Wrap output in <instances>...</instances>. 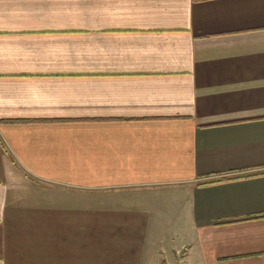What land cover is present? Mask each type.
Returning a JSON list of instances; mask_svg holds the SVG:
<instances>
[{
    "label": "crops",
    "instance_id": "obj_1",
    "mask_svg": "<svg viewBox=\"0 0 264 264\" xmlns=\"http://www.w3.org/2000/svg\"><path fill=\"white\" fill-rule=\"evenodd\" d=\"M183 250L264 264V0H0V264Z\"/></svg>",
    "mask_w": 264,
    "mask_h": 264
},
{
    "label": "built area",
    "instance_id": "obj_2",
    "mask_svg": "<svg viewBox=\"0 0 264 264\" xmlns=\"http://www.w3.org/2000/svg\"><path fill=\"white\" fill-rule=\"evenodd\" d=\"M178 254H180L181 255V257L184 255V253L181 251V252H178ZM180 263L182 264L183 263V259L181 258V260H180Z\"/></svg>",
    "mask_w": 264,
    "mask_h": 264
},
{
    "label": "trees",
    "instance_id": "obj_3",
    "mask_svg": "<svg viewBox=\"0 0 264 264\" xmlns=\"http://www.w3.org/2000/svg\"><path fill=\"white\" fill-rule=\"evenodd\" d=\"M13 123H18V122H13ZM19 123H27V122H19Z\"/></svg>",
    "mask_w": 264,
    "mask_h": 264
}]
</instances>
